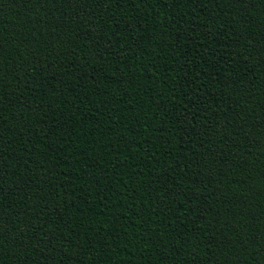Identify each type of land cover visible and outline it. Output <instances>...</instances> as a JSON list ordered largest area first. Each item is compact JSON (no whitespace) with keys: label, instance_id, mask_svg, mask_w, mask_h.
<instances>
[{"label":"trees","instance_id":"16d2710c","mask_svg":"<svg viewBox=\"0 0 264 264\" xmlns=\"http://www.w3.org/2000/svg\"><path fill=\"white\" fill-rule=\"evenodd\" d=\"M0 264H264V0H0Z\"/></svg>","mask_w":264,"mask_h":264}]
</instances>
